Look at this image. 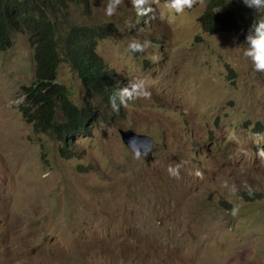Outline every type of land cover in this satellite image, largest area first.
I'll use <instances>...</instances> for the list:
<instances>
[{
    "label": "rangeland",
    "instance_id": "rangeland-1",
    "mask_svg": "<svg viewBox=\"0 0 264 264\" xmlns=\"http://www.w3.org/2000/svg\"><path fill=\"white\" fill-rule=\"evenodd\" d=\"M107 3L88 0L90 12L71 18L95 29L120 78H147L152 95L116 111L62 62L56 83L94 113L91 134L75 138L79 160L63 159L60 142L20 113L35 76L26 35L0 51V264H264V200L245 198L251 185L264 189V73L243 55L246 40L205 33V3L171 22L160 19L164 0L155 18L131 0L108 16ZM133 39L151 47L132 52ZM122 129L151 137L150 154L136 158ZM176 164L179 179L167 171Z\"/></svg>",
    "mask_w": 264,
    "mask_h": 264
},
{
    "label": "trees",
    "instance_id": "trees-1",
    "mask_svg": "<svg viewBox=\"0 0 264 264\" xmlns=\"http://www.w3.org/2000/svg\"><path fill=\"white\" fill-rule=\"evenodd\" d=\"M205 4L200 22L210 34L228 32L246 40L251 25L264 17V9L249 7L245 0H205ZM73 8L90 11L88 0H0V51L12 47L18 32L27 35L35 51V78L30 87L22 88L25 102L20 111L34 131L50 134L62 144L60 153L67 160L78 159L75 137L90 134L94 114L75 105L67 89L56 83L61 62L69 63L84 87L108 105L110 97L127 85L97 53L95 29L72 20ZM87 172L79 169L81 174ZM245 198L264 200V189L251 185Z\"/></svg>",
    "mask_w": 264,
    "mask_h": 264
},
{
    "label": "clouds",
    "instance_id": "clouds-1",
    "mask_svg": "<svg viewBox=\"0 0 264 264\" xmlns=\"http://www.w3.org/2000/svg\"><path fill=\"white\" fill-rule=\"evenodd\" d=\"M121 0H108V3L104 9L106 15L108 16H112L115 14L117 7L120 5ZM158 3V0H131V5L132 7L136 10L137 15L139 16H146L149 13H152V18H155V9L153 8V4ZM200 5H204L205 0H164V7L168 10L169 15L166 17L163 14L160 16V19H167L169 22H171L174 19V15L173 14H183L185 9H192L195 5L197 4ZM245 3L249 6V7H254L258 10H262L264 9V0H245ZM220 9H217L216 11H219ZM215 11V12H216ZM90 12V11H89ZM206 12V11H205ZM203 16V15H202ZM201 19V18H200ZM202 25V24H201ZM83 26H86L83 24ZM203 28V26H202ZM204 30V29H203ZM205 32V31H204ZM18 33H23V32H18ZM207 33V32H205ZM222 33V32H221ZM224 33V32H223ZM17 34V33H16ZM15 34V35H16ZM25 34V33H23ZM210 34V33H208ZM218 34V33H216ZM14 35V36H15ZM26 35V34H25ZM213 35V34H212ZM13 36V39H14ZM27 37V35H26ZM29 42V40H28ZM246 42H247V46L243 47V55L248 58L253 67H254V71L256 72H261L264 73V17L260 18L259 20L255 21L250 28L249 34L246 37ZM14 43V42H13ZM30 44V42H29ZM13 46V45H12ZM31 46V44H30ZM32 47V46H31ZM149 47H151V41L148 40H144V41H139L136 39H133L132 41L129 42L128 44V49L132 52H144L146 51ZM12 48V47H11ZM9 48V49H11ZM33 48V47H32ZM34 49V48H33ZM8 50V49H7ZM6 51V50H5ZM35 53V51H34ZM98 53V52H97ZM153 60L158 59L157 57L153 56L152 57ZM104 60V59H103ZM35 61V59H34ZM62 63V62H61ZM106 63V62H105ZM69 64V63H68ZM70 65V64H69ZM109 66V65H108ZM110 67V66H109ZM72 68V67H71ZM112 68V67H111ZM114 69V68H113ZM59 70V69H58ZM115 70V69H114ZM74 71V70H73ZM75 72V71H74ZM76 73V72H75ZM78 76V75H77ZM119 77V76H118ZM35 78V76H34ZM120 78V77H119ZM58 79V77H57ZM123 79V78H120ZM126 82V86L120 88L118 90V92L113 95L112 97H110V106H112V108L116 111L119 110V105H117V99L120 102V106L121 105H126L127 102L129 100H134V99H150L151 98V91L149 90L150 87V82L148 81L147 78H135L129 82H127L125 79H123ZM34 82V81H33ZM57 82V81H56ZM82 82V81H81ZM33 84V83H32ZM31 84V85H32ZM30 85V86H31ZM59 85V84H58ZM28 86V87H30ZM61 86V85H60ZM84 86V85H83ZM23 87H27V86H23ZM20 89V93H19V99H24L25 102V96L22 95V88ZM65 87V86H64ZM66 88V87H65ZM67 89V88H66ZM68 91V89H67ZM69 93V91H68ZM95 95V94H94ZM96 96V95H95ZM98 97V96H97ZM69 98H70V94H69ZM100 98V97H99ZM71 100V99H70ZM72 101V100H71ZM102 101V100H101ZM21 101H13V103H19ZM23 102V104H24ZM104 102V101H103ZM128 102V103H131ZM106 103V102H105ZM22 104V105H23ZM107 104V103H106ZM20 105V107L22 106ZM19 107V110H20ZM87 109V108H86ZM93 112V111H92ZM21 113V111H20ZM94 114V113H93ZM22 115V113H21ZM23 117V115H22ZM24 119V118H23ZM25 120V119H24ZM95 125V122H94ZM93 125V126H94ZM32 127V126H31ZM33 128V127H32ZM93 129V127H92ZM91 129V130H92ZM34 130V129H33ZM121 131H133V130H120V134ZM134 132V131H133ZM136 133V132H134ZM91 134V132H90ZM90 134H85V135H90ZM137 134V133H136ZM79 135H84V134H79ZM141 135V134H138ZM78 136V135H77ZM76 136V137H77ZM141 136H146V135H141ZM75 137V138H76ZM122 137V136H121ZM149 137V136H146ZM151 138V137H150ZM152 139V138H151ZM231 139L233 140H237V137H235V135H233L231 137ZM123 140V139H122ZM153 140V139H152ZM154 141V140H153ZM124 142V141H123ZM74 143H76V141L74 140ZM61 144V143H60ZM154 145V144H153ZM127 146V145H126ZM62 147V144H61ZM128 147V146H127ZM153 149V148H152ZM152 151V150H151ZM150 151V152H151ZM150 154V153H149ZM61 155V153H60ZM257 155L258 157L264 161V147L262 148H258L257 150ZM78 159L77 158H73L70 160H79L81 158V154H78ZM141 153L137 152L136 153V158H140ZM62 157V156H61ZM147 157V156H146ZM63 158V157H62ZM64 159V158H63ZM67 160V159H65ZM182 165L180 164H176L175 166H169L167 171L168 174L176 179L180 178V174H179V170L181 168ZM78 168V172H79ZM83 169V168H81ZM195 175L197 177H201L203 175V173L199 170H197L195 172ZM222 187H224L225 189L228 190L230 195H234L238 189L235 185V183H229V181L227 179L223 180L222 182ZM230 203H232V201H229ZM240 212V205L238 203H233V207L231 209V215L233 217L237 216Z\"/></svg>",
    "mask_w": 264,
    "mask_h": 264
},
{
    "label": "water",
    "instance_id": "water-1",
    "mask_svg": "<svg viewBox=\"0 0 264 264\" xmlns=\"http://www.w3.org/2000/svg\"><path fill=\"white\" fill-rule=\"evenodd\" d=\"M121 136L128 148L134 154L141 153V157L148 156L153 148L154 141L150 137L138 135L133 131H121Z\"/></svg>",
    "mask_w": 264,
    "mask_h": 264
}]
</instances>
